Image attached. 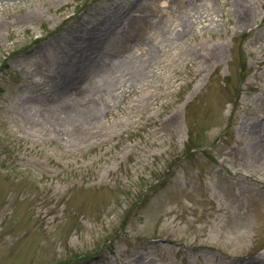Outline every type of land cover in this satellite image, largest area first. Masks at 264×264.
Masks as SVG:
<instances>
[{"label":"rangeland","instance_id":"374dc122","mask_svg":"<svg viewBox=\"0 0 264 264\" xmlns=\"http://www.w3.org/2000/svg\"><path fill=\"white\" fill-rule=\"evenodd\" d=\"M0 264H264V0L0 1Z\"/></svg>","mask_w":264,"mask_h":264},{"label":"bare ground","instance_id":"6f19581e","mask_svg":"<svg viewBox=\"0 0 264 264\" xmlns=\"http://www.w3.org/2000/svg\"><path fill=\"white\" fill-rule=\"evenodd\" d=\"M93 48L76 46L75 60L65 67L68 78L79 85L75 82L78 86L73 89L69 101L64 103H68L69 109L72 108L69 110L72 116L75 114L87 120H94L102 110L109 109L114 102L111 97L115 91L127 86L138 74L131 71L136 61L133 62L130 56L123 54L107 59Z\"/></svg>","mask_w":264,"mask_h":264}]
</instances>
